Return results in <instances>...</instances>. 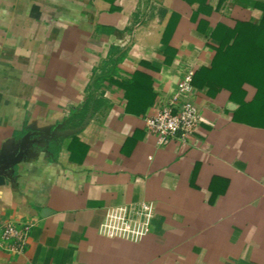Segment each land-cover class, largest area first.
Masks as SVG:
<instances>
[{"label":"crops","instance_id":"0c3cea01","mask_svg":"<svg viewBox=\"0 0 264 264\" xmlns=\"http://www.w3.org/2000/svg\"><path fill=\"white\" fill-rule=\"evenodd\" d=\"M188 69L200 122L158 145ZM27 131L0 226L31 228L0 264H264V0H0V150Z\"/></svg>","mask_w":264,"mask_h":264},{"label":"built area","instance_id":"2783aa9c","mask_svg":"<svg viewBox=\"0 0 264 264\" xmlns=\"http://www.w3.org/2000/svg\"><path fill=\"white\" fill-rule=\"evenodd\" d=\"M194 70L188 69L176 85L169 102L161 107L154 115L145 119L147 132L156 137L158 145H166L173 138L186 143L196 131L200 122V113L191 100L194 92ZM150 213L147 203H133L126 210L123 228L130 230L134 224H141L143 231L148 232L146 225ZM31 225L23 223L17 225L6 220L0 226V249L9 253L20 254L24 251Z\"/></svg>","mask_w":264,"mask_h":264},{"label":"water","instance_id":"95a60500","mask_svg":"<svg viewBox=\"0 0 264 264\" xmlns=\"http://www.w3.org/2000/svg\"><path fill=\"white\" fill-rule=\"evenodd\" d=\"M46 138L48 137L43 131H27L20 139L0 150V185L8 183L7 178L13 172L14 166L24 159L32 145Z\"/></svg>","mask_w":264,"mask_h":264},{"label":"trees","instance_id":"16d2710c","mask_svg":"<svg viewBox=\"0 0 264 264\" xmlns=\"http://www.w3.org/2000/svg\"><path fill=\"white\" fill-rule=\"evenodd\" d=\"M118 60H119V58L116 61H113V63H112L113 65L111 67H109L107 71L104 70L105 72H102V74H100V76L97 78V81L101 80L102 77H106V76H109L111 74H114V72L116 71L115 70V63H117Z\"/></svg>","mask_w":264,"mask_h":264},{"label":"rangeland","instance_id":"374dc122","mask_svg":"<svg viewBox=\"0 0 264 264\" xmlns=\"http://www.w3.org/2000/svg\"><path fill=\"white\" fill-rule=\"evenodd\" d=\"M254 69H255L254 71H253V70L251 71V74H252V75H254V74H257V73H258V67H254ZM253 73H254V74H253Z\"/></svg>","mask_w":264,"mask_h":264}]
</instances>
